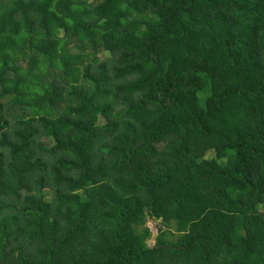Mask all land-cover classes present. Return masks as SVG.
I'll use <instances>...</instances> for the list:
<instances>
[{
  "label": "trees",
  "instance_id": "16d2710c",
  "mask_svg": "<svg viewBox=\"0 0 264 264\" xmlns=\"http://www.w3.org/2000/svg\"><path fill=\"white\" fill-rule=\"evenodd\" d=\"M0 264H264V0H0Z\"/></svg>",
  "mask_w": 264,
  "mask_h": 264
},
{
  "label": "rangeland",
  "instance_id": "374dc122",
  "mask_svg": "<svg viewBox=\"0 0 264 264\" xmlns=\"http://www.w3.org/2000/svg\"><path fill=\"white\" fill-rule=\"evenodd\" d=\"M198 95H199L200 100H202L203 93L200 92ZM212 154H213L212 151H208L207 154H206V156L208 157V156H210ZM145 224H146V226H148L150 228V230L152 232V235H154L156 233V226H158V221L156 222L154 220L148 219ZM148 244H150V245L153 244L152 238L148 240Z\"/></svg>",
  "mask_w": 264,
  "mask_h": 264
}]
</instances>
